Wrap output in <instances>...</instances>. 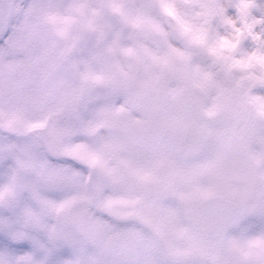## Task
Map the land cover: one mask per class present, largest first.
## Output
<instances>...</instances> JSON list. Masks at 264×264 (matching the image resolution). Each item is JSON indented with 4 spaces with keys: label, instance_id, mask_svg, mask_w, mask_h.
I'll return each instance as SVG.
<instances>
[{
    "label": "snow or ice",
    "instance_id": "obj_1",
    "mask_svg": "<svg viewBox=\"0 0 264 264\" xmlns=\"http://www.w3.org/2000/svg\"><path fill=\"white\" fill-rule=\"evenodd\" d=\"M0 264H264V0H0Z\"/></svg>",
    "mask_w": 264,
    "mask_h": 264
}]
</instances>
